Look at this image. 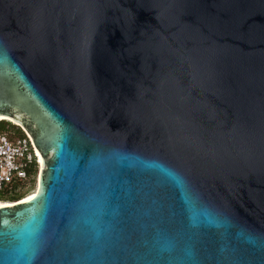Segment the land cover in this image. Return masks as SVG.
<instances>
[{
	"label": "water",
	"instance_id": "water-1",
	"mask_svg": "<svg viewBox=\"0 0 264 264\" xmlns=\"http://www.w3.org/2000/svg\"><path fill=\"white\" fill-rule=\"evenodd\" d=\"M2 120L0 264H264V0H0Z\"/></svg>",
	"mask_w": 264,
	"mask_h": 264
},
{
	"label": "built area",
	"instance_id": "built-area-1",
	"mask_svg": "<svg viewBox=\"0 0 264 264\" xmlns=\"http://www.w3.org/2000/svg\"><path fill=\"white\" fill-rule=\"evenodd\" d=\"M39 158L28 134L11 139L0 132V192L16 191L25 182L35 181Z\"/></svg>",
	"mask_w": 264,
	"mask_h": 264
},
{
	"label": "trees",
	"instance_id": "trees-1",
	"mask_svg": "<svg viewBox=\"0 0 264 264\" xmlns=\"http://www.w3.org/2000/svg\"><path fill=\"white\" fill-rule=\"evenodd\" d=\"M0 132H6L11 139L17 137V136H23L24 135V131L21 129L20 126L14 124L13 122L9 121V120H2L0 121ZM25 196H19V194H17L14 191L11 192H0V200L3 201H15L18 199H21Z\"/></svg>",
	"mask_w": 264,
	"mask_h": 264
},
{
	"label": "rangeland",
	"instance_id": "rangeland-1",
	"mask_svg": "<svg viewBox=\"0 0 264 264\" xmlns=\"http://www.w3.org/2000/svg\"><path fill=\"white\" fill-rule=\"evenodd\" d=\"M36 188V180L35 181H28L22 184L15 192L19 194V196H28L29 193H33Z\"/></svg>",
	"mask_w": 264,
	"mask_h": 264
},
{
	"label": "bare ground",
	"instance_id": "bare-ground-1",
	"mask_svg": "<svg viewBox=\"0 0 264 264\" xmlns=\"http://www.w3.org/2000/svg\"><path fill=\"white\" fill-rule=\"evenodd\" d=\"M1 119H9V120H12V119H10V118H7V117H2ZM14 123H17V122H15L14 120H12ZM39 162H40V164H41V162H42V160H41V158H39ZM39 189V186H38V184H37V181H36V188H35V191H33V193L34 192H36L37 190ZM33 193H29V195L28 196H30V195H32ZM27 195L25 196V198L26 197H28ZM2 202H4V203H7V202H12V201H3V200H1Z\"/></svg>",
	"mask_w": 264,
	"mask_h": 264
}]
</instances>
